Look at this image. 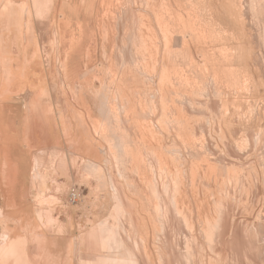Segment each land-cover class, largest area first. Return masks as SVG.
I'll list each match as a JSON object with an SVG mask.
<instances>
[{
  "label": "rangeland",
  "instance_id": "obj_1",
  "mask_svg": "<svg viewBox=\"0 0 264 264\" xmlns=\"http://www.w3.org/2000/svg\"><path fill=\"white\" fill-rule=\"evenodd\" d=\"M6 12L0 264L4 243L38 251L12 239L23 230L68 235L71 264H264V0H0ZM83 109L102 165L73 155Z\"/></svg>",
  "mask_w": 264,
  "mask_h": 264
},
{
  "label": "crops",
  "instance_id": "obj_2",
  "mask_svg": "<svg viewBox=\"0 0 264 264\" xmlns=\"http://www.w3.org/2000/svg\"><path fill=\"white\" fill-rule=\"evenodd\" d=\"M86 109V108H85ZM83 109L82 114L76 115L74 113L73 119H71L70 127L73 128V134L70 135V139L76 146V149H80V152H73V155H77L79 153V158L85 162L91 164H100L102 165L105 163V160H102L101 152L102 150L98 147L97 141L99 140L96 136L93 135L90 123H88L89 119L87 120V110ZM71 112L68 114L70 115ZM70 128V129H71ZM101 141V140H100ZM77 149V150H78ZM72 154V153H71ZM28 164H26V169L28 170ZM86 164V163H85ZM86 166V165H85ZM82 169V168H81ZM72 183L78 184L79 180L76 179V175H71ZM13 189L19 190L22 192L23 189H19L18 187H14ZM41 191L43 188H40ZM39 189V190H40ZM12 190V189H11ZM14 194V193H10ZM23 194V193H22ZM84 201V200H83ZM74 214H75V221L78 217H81L82 212L86 210V205L84 203H79L76 205ZM78 212V213H77ZM19 220V219H18ZM26 219H21L23 223ZM20 222V220H19ZM26 223V222H25ZM21 227V226H20ZM23 227V226H22ZM21 227V228H22ZM24 227H27V223ZM21 235L12 236V239L15 240V237H20L23 241L24 245H28L29 248L31 245L39 244L38 251H30L24 252L28 258L19 257V255L8 256L4 264H24L28 259L27 264H71L72 261L75 259V253L71 252V244L69 242L68 235H58L53 236L49 234L37 235V239L33 241L31 235H27L24 230L21 231ZM23 233L25 235H23ZM37 240V241H36ZM25 247V251L28 249ZM16 257V258H15ZM20 262H19V260Z\"/></svg>",
  "mask_w": 264,
  "mask_h": 264
},
{
  "label": "bare ground",
  "instance_id": "obj_3",
  "mask_svg": "<svg viewBox=\"0 0 264 264\" xmlns=\"http://www.w3.org/2000/svg\"><path fill=\"white\" fill-rule=\"evenodd\" d=\"M32 11V10H31ZM16 12V11H15ZM20 12V11H19ZM16 16V15H15ZM17 17V16H16ZM22 18V17H21ZM17 19H19V17H17ZM25 19V18H24ZM13 19H12V14L10 13H8V12H6L3 16H2V14H0V25L2 26V25H5V23H8L9 25H10V22L12 23L13 21H12ZM15 20V19H14ZM20 20V19H19ZM19 20H17V22L19 21ZM16 22V21H15ZM4 23V24H3ZM30 23V22H29ZM16 24V23H15ZM21 24V23H20ZM25 24V28H27L26 26L28 25V23L27 22H25L24 23ZM31 24V23H30ZM32 26V25H31ZM30 26V27H31ZM3 27V26H2ZM6 27V26H5ZM9 28H10V26H9ZM17 28V27H16ZM29 28V27H28ZM18 29L20 30L19 32H22V30L20 29V25H19V27H18ZM8 30V29H7ZM26 30V29H25ZM31 30V29H30ZM1 31V30H0ZM3 31V30H2ZM27 31V30H26ZM26 31H24V32H22V40H24V42H25V44H27L31 39H29L28 37H27V33H25ZM30 32V31H29ZM3 33H5V32H3ZM18 33V32H17ZM0 34H1V32H0ZM26 34V35H25ZM31 34V33H30ZM2 35V34H1ZM18 35H20V33L18 34ZM7 36V35H6ZM28 36H30V35H28ZM20 37V36H19ZM24 38V39H23ZM7 39V38H6ZM20 40V39H19ZM5 41V40H4ZM7 41V40H6ZM21 41V40H20ZM0 43L2 44L3 43V39H1L0 38ZM16 43V42H15ZM29 43H31V42H29ZM12 45H13V43H11ZM22 44V43H21ZM3 45V44H2ZM8 45V44H7ZM15 45V44H14ZM13 45V46H14ZM23 45V44H22ZM19 46V45H18ZM25 46V45H24ZM2 47V46H1ZM6 47V46H5ZM8 47V46H7ZM21 47H23V46H21ZM27 47V46H26ZM7 51V50H6ZM28 51V50H27ZM26 51V52H27ZM5 54V53H4ZM12 56V55H11ZM27 56V55H26ZM23 57V56H22ZM8 58H11V57H8ZM7 58V59H8ZM1 59H2V61H3V57H2V54H0V63H1V65L4 63V62H2L1 61ZM6 58H5V60L6 61H8ZM17 59V58H16ZM12 60V59H11ZM9 61H10V59H9ZM10 63V62H9ZM36 63V62H35ZM33 64V63H32ZM29 66V65H28ZM9 67V66H8ZM10 74V73H9ZM10 76V75H9ZM22 76H23V74H22ZM3 77V76H2ZM29 79V78H28ZM10 85V84H9ZM13 89V88H12ZM26 89H27V87H26ZM22 90V89H21ZM33 90V89H32ZM19 91V90H18ZM6 92H8V91H6ZM5 92V93H6ZM18 93V92H17ZM29 93V92H28ZM28 93H26L27 95H28ZM30 93H32L33 94V92H30ZM38 93V92H37ZM8 94H10L11 95V93H8ZM20 95V94H19ZM21 96V95H20ZM10 97H12V96H10ZM22 97V96H21ZM24 97V96H23ZM27 97V96H26ZM2 98V97H1ZM28 98H29V95H28ZM30 99H32V97L30 98ZM30 102V101H29ZM34 102H36V99L34 100ZM32 104L30 105V103H29V112H31L32 111ZM33 111H35V110H33ZM26 113V112H25ZM29 116V115H28ZM27 116V117H28ZM24 119H25V117H24ZM25 121V120H24ZM34 121V120H33ZM26 122V121H25ZM5 135V134H4ZM12 138V137H11ZM15 139V138H14ZM13 139V140H14ZM34 142V141H33ZM32 143V142H31ZM31 165H32V169H33V173L34 172H36L35 171V169H37L38 170V168L36 167L37 165H38V163H39V158L36 156V155H34V157H32V159H31ZM31 170V169H30ZM40 171V170H39ZM38 171V172H39ZM32 172V171H31ZM32 173V174H33ZM39 175V174H38ZM3 211V208L1 207L0 208V214H1V212ZM4 236L5 235H3V238H4ZM1 237V236H0ZM6 238V237H5ZM16 239V238H15ZM16 242H18V241H16ZM8 243V242H7ZM5 244V243H4ZM4 244H2L3 246V248L2 249H4V251H6V253H7V255L8 256H14V255H19V253L18 252H14V251H12L11 250V248H10V246H7L8 244H6V245H4ZM17 244V243H16ZM19 244V243H18ZM11 245V244H10ZM14 246V245H13ZM17 246V245H16ZM21 247V246H20ZM22 248V247H21ZM23 249V248H22ZM27 251V250H26ZM23 253H24V251H23ZM22 253V254H23ZM25 254V253H24ZM23 254V255H24ZM1 255H2V253H1ZM7 255H2L1 257V261H3V262H5L6 261V259H7ZM19 256H21L20 258H22V255H19ZM19 260V259H18ZM19 262H20V260H19Z\"/></svg>",
  "mask_w": 264,
  "mask_h": 264
},
{
  "label": "built area",
  "instance_id": "obj_4",
  "mask_svg": "<svg viewBox=\"0 0 264 264\" xmlns=\"http://www.w3.org/2000/svg\"><path fill=\"white\" fill-rule=\"evenodd\" d=\"M81 197V191L76 184L70 185L68 188V202L75 203Z\"/></svg>",
  "mask_w": 264,
  "mask_h": 264
}]
</instances>
